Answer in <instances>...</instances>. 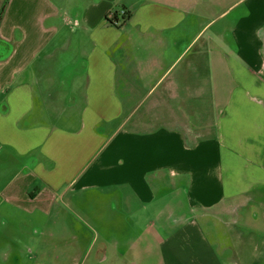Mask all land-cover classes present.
<instances>
[{
	"label": "crops",
	"instance_id": "1",
	"mask_svg": "<svg viewBox=\"0 0 264 264\" xmlns=\"http://www.w3.org/2000/svg\"><path fill=\"white\" fill-rule=\"evenodd\" d=\"M165 187L157 262L74 214ZM0 264H264V0H6Z\"/></svg>",
	"mask_w": 264,
	"mask_h": 264
},
{
	"label": "rangeland",
	"instance_id": "2",
	"mask_svg": "<svg viewBox=\"0 0 264 264\" xmlns=\"http://www.w3.org/2000/svg\"><path fill=\"white\" fill-rule=\"evenodd\" d=\"M130 198L131 205L136 204L134 196L130 195ZM185 198L186 197L183 194H175L173 196L170 187H165L162 190H159L155 202L149 206L150 209H148V211H143L141 213L137 212L138 214L136 213L134 216H132L131 213V217L129 218L130 222L132 223L134 220H139L140 227L128 229V231H123L124 233H122L121 224L123 219H125V213L118 209L120 203L117 204V208L112 211L108 206L101 205L102 209H99L98 211H74V214H76L77 218L81 219L84 224L86 223L93 227L90 228V230L92 229L91 238L97 235L101 239H104L106 238V235L110 234L114 239L118 238L119 240L124 236L125 238L130 239V252L145 254L147 257L146 262H157V255L160 256L159 234L161 233L158 234L160 229L154 221L158 220L156 217L158 213L160 215L159 209H165L169 207V205H175L178 203L184 204L186 201ZM115 203H117V200ZM165 215H167V212H163V216ZM126 232L128 233L126 234ZM153 257H155L156 260L149 259Z\"/></svg>",
	"mask_w": 264,
	"mask_h": 264
},
{
	"label": "flooded vegetation",
	"instance_id": "3",
	"mask_svg": "<svg viewBox=\"0 0 264 264\" xmlns=\"http://www.w3.org/2000/svg\"><path fill=\"white\" fill-rule=\"evenodd\" d=\"M4 3H5V0H0V15L3 11Z\"/></svg>",
	"mask_w": 264,
	"mask_h": 264
},
{
	"label": "built area",
	"instance_id": "4",
	"mask_svg": "<svg viewBox=\"0 0 264 264\" xmlns=\"http://www.w3.org/2000/svg\"><path fill=\"white\" fill-rule=\"evenodd\" d=\"M121 15L126 17V16H127V11H126L125 9H123V10L121 11Z\"/></svg>",
	"mask_w": 264,
	"mask_h": 264
}]
</instances>
